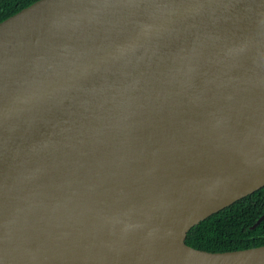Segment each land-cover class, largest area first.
<instances>
[{
    "label": "water",
    "instance_id": "obj_1",
    "mask_svg": "<svg viewBox=\"0 0 264 264\" xmlns=\"http://www.w3.org/2000/svg\"><path fill=\"white\" fill-rule=\"evenodd\" d=\"M263 185L264 0L0 20V264H264V244L185 242Z\"/></svg>",
    "mask_w": 264,
    "mask_h": 264
},
{
    "label": "trees",
    "instance_id": "obj_2",
    "mask_svg": "<svg viewBox=\"0 0 264 264\" xmlns=\"http://www.w3.org/2000/svg\"><path fill=\"white\" fill-rule=\"evenodd\" d=\"M34 0H0V20ZM262 219L254 226L256 220ZM185 242L209 251L241 249L264 244V185L191 226Z\"/></svg>",
    "mask_w": 264,
    "mask_h": 264
},
{
    "label": "bare ground",
    "instance_id": "obj_3",
    "mask_svg": "<svg viewBox=\"0 0 264 264\" xmlns=\"http://www.w3.org/2000/svg\"><path fill=\"white\" fill-rule=\"evenodd\" d=\"M171 243H172L173 245H175V246L178 244V235H176V236H174V237L172 238Z\"/></svg>",
    "mask_w": 264,
    "mask_h": 264
}]
</instances>
